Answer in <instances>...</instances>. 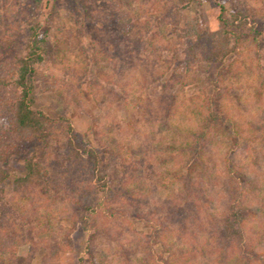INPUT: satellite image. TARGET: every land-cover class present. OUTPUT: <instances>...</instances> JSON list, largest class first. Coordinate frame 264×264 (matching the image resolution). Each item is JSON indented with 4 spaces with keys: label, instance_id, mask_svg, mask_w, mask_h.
I'll return each mask as SVG.
<instances>
[{
    "label": "rangeland",
    "instance_id": "obj_1",
    "mask_svg": "<svg viewBox=\"0 0 264 264\" xmlns=\"http://www.w3.org/2000/svg\"><path fill=\"white\" fill-rule=\"evenodd\" d=\"M31 1L0 0V64L6 65L24 45L25 25L14 16L29 15L32 22L39 21L42 33H48L51 58L40 70L35 109L54 118H70L81 139L101 151L106 168L115 167L109 175L110 185L118 193L129 191L131 196L116 198L107 209L125 208L153 222L165 223L168 248L197 252V245L206 241L204 236L196 235L200 222L188 224L190 235L180 243L179 226L171 214L174 204L188 193L187 186L195 183L193 193L199 198L193 197V202L199 207L201 201L205 203L200 217L208 228L203 215L206 210L218 216L228 211L236 186L230 175L240 182L244 176H251L252 186L244 204L252 209L254 217L246 229L253 238L262 236L256 250L264 261V45L260 58L252 40L245 41L239 54L230 55L224 63L206 61L201 51L196 52L198 58L194 57L189 49L197 40L183 37L186 25L197 20L201 30L217 31L219 0H201L183 8L180 26L176 28L174 19L166 18L162 30L157 24L159 17L179 5L178 0H43L39 6ZM220 1L229 11H237L239 6L249 9L259 24H264V0ZM121 16H131L141 29L151 22L150 29L144 31L143 44L150 48L142 52L141 72L129 65L135 62L128 52L132 40L122 42L128 57L124 63L111 43L119 35L114 18ZM151 42L161 47L157 58L163 75L159 82L148 84L152 77L150 62L156 57ZM215 82L225 95L222 112L227 120L221 127L209 129L202 167L191 162L188 145L208 125L206 98L212 95ZM163 83L169 86L164 89ZM12 96L11 90L0 88V97ZM142 102L155 109L154 122L149 123L140 114ZM8 130L7 113L0 108V132ZM14 137L11 135L10 141ZM17 140L21 142L19 152L0 164L1 169L13 174L22 171L33 149L31 142ZM66 147L67 136L58 123L50 143L53 174L69 166ZM190 166L194 167L192 180L183 178ZM58 185V192L51 197L42 188L18 192L12 182L2 186L3 203L11 213L4 235L16 238L4 255L6 263L13 258L23 263L33 255L31 264H43L47 246L59 249L55 264H80V259L84 264H120L121 245L136 252L137 258L143 257L141 251L150 226L102 213L95 224L100 234L89 248L90 234L82 230L75 216L78 203L85 205L84 200L80 201L82 189L73 192L61 178ZM153 250L163 256V246L156 245Z\"/></svg>",
    "mask_w": 264,
    "mask_h": 264
},
{
    "label": "trees",
    "instance_id": "obj_2",
    "mask_svg": "<svg viewBox=\"0 0 264 264\" xmlns=\"http://www.w3.org/2000/svg\"><path fill=\"white\" fill-rule=\"evenodd\" d=\"M4 1L6 2L7 0ZM178 1L179 5L173 9H167L162 17H159L157 24H159L160 30L163 29V25H165L164 19L166 18L174 19L175 27H179L182 9L190 8L192 4L201 0ZM31 2L39 6L43 0H32ZM218 3L220 13L217 31L201 30L197 20H191L187 23L183 37L196 38L197 40L189 51L196 58H198L196 52L201 51L199 53L206 61L224 63L230 55L239 54L241 45L245 41L252 40L257 49L256 54L260 58L264 45V24H259L257 16L250 13V10L243 6H239L237 11H229L220 0ZM87 14L89 15V13ZM32 16L34 17V15ZM14 17L25 25L26 37L22 49L6 65L0 64V88L1 90L9 89L13 92L12 97H0V108L7 113L9 127V132H0V164L7 162L13 154L19 152L21 142L17 138L31 142L33 149L30 156L25 158L23 169L20 173L13 174L0 168V264H18L14 258L11 259L10 263H6L4 260V255L8 254V247L10 244L16 243V238L4 235V232L8 229L7 217L11 213H7L5 203H3L4 189L2 186L7 182H12L18 192H25L32 188H42L51 197L60 188L58 185L60 178L65 181V184L71 186L72 191L76 188L82 189V194L79 193L80 201L84 200L85 205L82 207V203H78L75 216L78 215V222H80L82 230L90 234L89 248H91L96 236L100 234L99 228L95 224L96 218L102 213L113 217L115 215H119L118 217L123 216L134 223L143 221L147 226L151 227V232L146 237L147 241L142 247L143 249L141 248L143 257L137 258L135 256L136 252L131 249L128 250L121 245L119 251L120 264H191L192 261L195 262L194 264H264L256 250L262 244V236L257 235L260 239L257 242L255 239L258 240V238H253L252 235L247 234L248 231L246 229L249 219L254 217L252 209L244 204L246 193L252 186L253 180L251 176H244L243 181L240 182L235 179L234 175H230L231 179L235 180L236 186L228 211L224 215L218 216L206 210L203 215L208 228L202 225L203 221L200 217L205 203L201 201V206L199 207L195 201L193 202L195 198H199L193 193L196 189L193 187L195 183H192V186H187L188 193L182 196L179 203L174 204V211H171V214L174 215L175 223L179 226L180 243L190 233L188 224L195 226L200 222L201 228H198L196 235L204 236L206 241L199 246L197 245V252L179 247L175 251L172 248H168L165 223L153 222L150 218L139 213H132L125 208L113 209L114 211L107 209V206L117 200L116 198H128L131 196L130 192L121 191L118 193L119 191L110 185L109 175L115 167L106 168L101 151L81 139L70 118L64 115L54 118L35 109L37 102L35 92L40 82V70L51 58V49L48 47L47 42L48 33L47 30L42 33V24L37 20L32 22L29 15L25 18H21L19 15ZM114 19L117 22L116 30L119 35L113 37L111 43L116 49V55L123 63L128 60L127 53L125 54L122 48V42L132 40V49L128 50V52L129 55L132 54L135 62L129 63V65L134 70L141 72L139 68L142 67L141 63L143 62L142 52L150 48V46L143 44L146 41L144 31L150 29L151 22L148 21L147 25L141 29L140 24L136 23V20L131 16H121ZM7 21L9 22V18H7ZM153 36L156 39V34ZM151 46V52L156 57L150 62L149 75L153 78L151 77L148 84L159 82L162 80L163 75L159 71L160 59L159 57L157 58L161 47L153 45L152 42ZM166 62L168 64V61ZM168 86V83L162 84L164 89ZM224 96L220 84L215 82L212 95L206 98L208 125H206L199 136L193 137V142L188 145L189 149H191L189 153L191 156L190 160L194 164H202V156L204 155L206 137L209 136V129H215L226 124L227 119L223 117L222 112ZM162 97L165 96L163 95ZM153 110L155 109L151 105L145 106L143 102L139 105L140 114L149 123L154 122V119H156ZM122 111L125 115L128 114L126 109ZM163 111L165 112L164 109ZM58 123L61 124L67 136L65 158L69 166L62 173L53 174L49 166L50 143L52 131ZM11 135L15 136L13 138L14 141H10ZM201 166L203 167L204 163ZM190 168L187 169L188 172L183 178L192 180L194 167L190 166ZM230 170L232 173L233 169ZM58 174L60 175L58 176ZM83 174H85V179ZM120 178L124 180L122 175ZM73 192H76V190ZM198 207L202 209L199 210ZM156 245L163 246V256H157L154 253L153 247ZM46 249L48 251L43 257V264H55L57 261L54 260V257L58 255L59 249L51 246H47ZM89 251V254L93 257L92 251L90 249ZM32 261L33 255H30L23 263L19 264H31ZM79 263L84 264L83 259H80Z\"/></svg>",
    "mask_w": 264,
    "mask_h": 264
}]
</instances>
